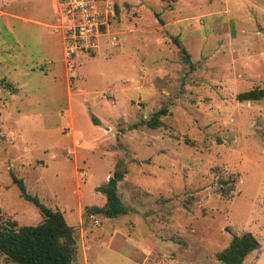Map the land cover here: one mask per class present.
<instances>
[{
    "label": "rangeland",
    "instance_id": "obj_1",
    "mask_svg": "<svg viewBox=\"0 0 264 264\" xmlns=\"http://www.w3.org/2000/svg\"><path fill=\"white\" fill-rule=\"evenodd\" d=\"M112 1L117 41L68 68L55 0H0V222L42 221L12 174L73 227V264H221L243 233L264 264V100L235 98L264 87V0ZM117 166L126 213L85 214Z\"/></svg>",
    "mask_w": 264,
    "mask_h": 264
},
{
    "label": "trees",
    "instance_id": "obj_2",
    "mask_svg": "<svg viewBox=\"0 0 264 264\" xmlns=\"http://www.w3.org/2000/svg\"><path fill=\"white\" fill-rule=\"evenodd\" d=\"M117 14V10L115 9ZM181 55V60L191 66L190 55L178 42L172 39ZM236 100L239 103H258L264 100V87L238 93ZM166 111L161 109L154 113L144 125L150 129L161 126L160 117ZM94 123H98L94 119ZM124 171L117 166L113 175L109 177L104 186L97 189L106 199L104 207H87L85 214H102L107 218H116L126 213L116 193L117 184L123 179ZM11 180L19 190L20 197L32 204L42 217L36 225L17 226L15 222H0V259L1 264H73L76 250L74 229L69 226L59 210H52L40 203L37 197L27 193L22 180L11 174ZM220 183V182H219ZM225 182L220 183V192L227 195ZM258 241L251 233L233 235L228 246L216 254V260L221 264H243L248 254L257 250Z\"/></svg>",
    "mask_w": 264,
    "mask_h": 264
},
{
    "label": "built area",
    "instance_id": "obj_3",
    "mask_svg": "<svg viewBox=\"0 0 264 264\" xmlns=\"http://www.w3.org/2000/svg\"><path fill=\"white\" fill-rule=\"evenodd\" d=\"M57 25L61 37L62 57L70 68L76 58L93 54L103 38L110 46L117 41L112 32L115 5L112 0H55Z\"/></svg>",
    "mask_w": 264,
    "mask_h": 264
},
{
    "label": "crops",
    "instance_id": "obj_4",
    "mask_svg": "<svg viewBox=\"0 0 264 264\" xmlns=\"http://www.w3.org/2000/svg\"><path fill=\"white\" fill-rule=\"evenodd\" d=\"M100 49V48H99Z\"/></svg>",
    "mask_w": 264,
    "mask_h": 264
}]
</instances>
